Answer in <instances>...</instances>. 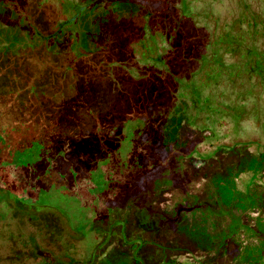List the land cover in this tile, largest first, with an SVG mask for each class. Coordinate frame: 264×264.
<instances>
[{
	"label": "rangeland",
	"instance_id": "obj_1",
	"mask_svg": "<svg viewBox=\"0 0 264 264\" xmlns=\"http://www.w3.org/2000/svg\"><path fill=\"white\" fill-rule=\"evenodd\" d=\"M250 60L262 69L264 0H0V160L28 135L30 154L50 138L63 150H48L62 166L40 187L30 171L21 179L2 168L0 264H140L149 244L116 216L120 195L151 219L154 198L166 238L169 215L208 211L214 239L250 241L245 219L264 204L255 191L264 193V167L227 174L245 150L264 153L261 89L250 99L238 92ZM210 174L228 176L227 212L206 201ZM157 185L160 196L171 188L166 203L151 195ZM178 242L175 254L167 245L146 254L155 264L232 259Z\"/></svg>",
	"mask_w": 264,
	"mask_h": 264
},
{
	"label": "trees",
	"instance_id": "obj_2",
	"mask_svg": "<svg viewBox=\"0 0 264 264\" xmlns=\"http://www.w3.org/2000/svg\"><path fill=\"white\" fill-rule=\"evenodd\" d=\"M248 26V23H247ZM233 38H236L237 35L231 36ZM130 46L133 54L136 57H141V46L139 41L137 39L130 41ZM146 61H150V63L158 62V58L155 57L154 54H144V57H142ZM261 60V59H260ZM264 61V60H263ZM253 60H250L248 64H245L244 70H245V76L248 78L247 86L243 90H240L238 92L240 93H247L246 99H250L251 97H248L251 94H255V89L258 87L261 89L260 95L258 96V99L262 102L263 95H264V64L261 62L262 69H257V72L253 70L256 69L257 66H255ZM165 72L169 75H173L168 68L164 69ZM260 80V82L258 81ZM254 98V97H252ZM64 104V103H63ZM248 104V103H247ZM247 108H250V106L246 105ZM249 111V110H247ZM242 118H246V114L242 116ZM252 119L249 115V122L248 125L252 123ZM37 133V132H36ZM202 133H208L207 131H204ZM25 134H27L25 132ZM24 134V135H25ZM28 135V134H27ZM46 136V135H43ZM23 143L22 150L20 149L19 145H16V148L18 150L15 153H11L8 162L0 160V164L2 165L0 167V180L3 179L4 174L2 172V168L6 165H10L13 170H16L19 175H21V179H23V174L28 175L29 171L32 173V178H36L37 181H39L40 185L43 184L42 182H52L50 179V174L47 172L48 170H52L51 168L56 166L58 169L61 168V163L58 161V156H54L53 160L47 158L48 156V150L53 148V143L51 142V138L49 141L45 142V145L42 148H39L38 150H34L30 154V148L33 146L32 142L29 139V135L25 139H20ZM33 148V147H32ZM60 146L56 144V146L53 148L54 154L59 155L62 151H59ZM33 150V149H32ZM259 155L260 157L255 160L254 158ZM64 164V163H63ZM65 165V164H64ZM255 165V166H254ZM257 167H264V153H253L249 150H245V153L242 157V159L239 161L237 166H232L228 169L227 174L231 172H239L242 170H254V168ZM42 175V176H41ZM56 176V175H55ZM54 176V177H55ZM210 176V182L212 183L211 189L209 191H212V196H206L207 202H209V207L213 208V210H223L227 212V207L230 205L229 191L226 189V185L228 184V180L225 182V180L228 178H221L215 174L209 175ZM33 180V179H32ZM42 181V182H41ZM1 182V181H0ZM221 183V185H220ZM171 184V183H169ZM168 184V185H169ZM1 186V184H0ZM157 188H160V185H157L154 189L151 190V195H155L157 197V202H167L169 201V198L171 195V188L168 187L166 190H168L165 196H160V194L156 195L158 193ZM163 188V187H162ZM235 190V194L238 198H232L231 204L235 205L236 207H239V203L241 202L238 190ZM258 193L260 192V195H264V193L261 190V186L259 189L256 188ZM172 194V193H171ZM151 198V196H149ZM214 197V201H210L209 199H212ZM154 198H152L151 202ZM1 200V196H0ZM128 197L126 195H120L118 197V201L115 203L116 208L119 207L121 210L119 211L118 217L124 218V216L127 218V225L126 230L129 229L130 231L137 230L138 236L141 238L143 243L149 244L148 248H151L152 253L158 252L159 248H161L164 245H167L171 248V254H175L178 251L176 249H172L175 247V244H178V238H181L183 240V243H181L184 247L190 246V250L193 251L195 248L202 249L203 251L209 250V252H212L215 255H232L231 261H229L228 264H257L259 261L260 264H264V204L260 203V207L257 205V209L255 210L257 213V210H260L259 213L255 214L254 216H250L249 218H246L247 220L246 224L249 225L251 230L255 231V236L251 238V240L246 241L245 243H235L233 241H230L228 243H224V241H220L219 239H214L215 233V226L212 223V216L208 214V211H205L204 216H170L168 217V221L166 224L168 225V238L164 237L163 234L160 232V230L163 228L159 225L158 221H161V211H156L155 208H153L151 202L150 204V211L154 212V217L151 219L152 214H148L145 217V214H143L141 211L135 210L131 207L130 203L128 204ZM147 202H143V208H147L149 205ZM121 206V207H120ZM130 206V207H129ZM146 206V207H145ZM176 209V208H173ZM169 209V210H173ZM210 209L209 211H211ZM239 212V211H237ZM142 215V216H141ZM153 216V215H152ZM247 216V215H246ZM151 219V220H150ZM214 219V218H213ZM158 220V221H157ZM211 224H210V223ZM224 230H227L225 228ZM146 248V249H148ZM146 249H140L137 251L138 258L140 260V264H155L154 258L151 257L149 254H146ZM208 255V254H205ZM159 258L158 264H162L163 262H170L165 261L162 259V257H156ZM260 258V259H259ZM168 259V258H167ZM259 259V260H258ZM56 260V259H55ZM58 260H61L58 258ZM44 264H48V262H44ZM55 264H65L61 263L56 260ZM76 264V263H73Z\"/></svg>",
	"mask_w": 264,
	"mask_h": 264
},
{
	"label": "flooded vegetation",
	"instance_id": "obj_3",
	"mask_svg": "<svg viewBox=\"0 0 264 264\" xmlns=\"http://www.w3.org/2000/svg\"><path fill=\"white\" fill-rule=\"evenodd\" d=\"M0 181H1L0 184L2 185L4 183V180L1 179ZM7 205H8L7 202H0V209L7 207Z\"/></svg>",
	"mask_w": 264,
	"mask_h": 264
}]
</instances>
